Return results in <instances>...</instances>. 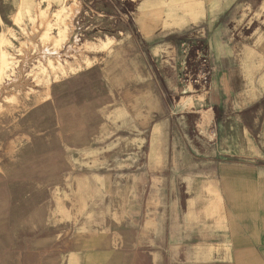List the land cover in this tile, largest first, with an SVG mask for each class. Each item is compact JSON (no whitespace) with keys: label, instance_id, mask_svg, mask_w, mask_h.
<instances>
[{"label":"rangeland","instance_id":"obj_1","mask_svg":"<svg viewBox=\"0 0 264 264\" xmlns=\"http://www.w3.org/2000/svg\"><path fill=\"white\" fill-rule=\"evenodd\" d=\"M254 2L255 10H238L248 0H222L231 7L206 12L187 37L174 39L183 54L175 71L179 94L209 88L212 75L205 86L195 84L191 66L201 49L211 66L208 37L216 28L227 49L244 60L253 50L263 66L264 0ZM174 3L0 0V264H152L143 223L157 207L161 182L184 176L152 164L150 125L139 137L133 117L108 109L104 68L110 56L113 67L142 49L136 36L144 4ZM52 51L61 54L47 57ZM163 57L159 71L167 81L179 57ZM23 62L28 84L16 88ZM196 102L185 115L192 116L189 137L202 136L204 121L216 114Z\"/></svg>","mask_w":264,"mask_h":264},{"label":"crops","instance_id":"obj_2","mask_svg":"<svg viewBox=\"0 0 264 264\" xmlns=\"http://www.w3.org/2000/svg\"><path fill=\"white\" fill-rule=\"evenodd\" d=\"M230 5L222 0L144 4L136 36L142 49L137 45L117 66L111 67L115 56L105 64L108 109L122 112L126 119L133 117L139 137L150 125L146 138L152 143V160L156 154L152 164L184 176L178 180L168 175L161 182L153 200L157 207L152 206L143 223L148 228L141 233L148 235L152 264H264V50L260 67L255 51H248L244 60L227 49L216 28L208 37L209 88L179 94L182 88L175 72L183 54H177L180 43L174 39L187 37L206 12L216 15ZM236 5L238 10L260 6L254 0ZM26 53L22 51V58ZM57 54L61 52L52 51ZM163 55L173 61L179 57L167 81L159 71ZM19 79L16 87L28 84ZM193 99L198 107H214L216 112L214 119L204 121L198 137L185 131Z\"/></svg>","mask_w":264,"mask_h":264},{"label":"built area","instance_id":"obj_3","mask_svg":"<svg viewBox=\"0 0 264 264\" xmlns=\"http://www.w3.org/2000/svg\"><path fill=\"white\" fill-rule=\"evenodd\" d=\"M191 67H193V75H195V79H193V82L201 86H205L206 84H208L211 77L212 68L210 66L208 53L206 52V50L201 49L196 52L195 60L193 62V66ZM184 81L190 83V77L188 76V74H185Z\"/></svg>","mask_w":264,"mask_h":264},{"label":"bare ground","instance_id":"obj_4","mask_svg":"<svg viewBox=\"0 0 264 264\" xmlns=\"http://www.w3.org/2000/svg\"><path fill=\"white\" fill-rule=\"evenodd\" d=\"M48 56H49V57H52L53 55H49V54H48L47 57H48ZM32 59H34V58L31 57V60H32ZM44 59H45V58H44ZM44 59H43V60H44ZM33 61H34V60H33ZM41 61H42V60H41ZM23 64H24V63H22L21 65L23 66ZM21 65H20L19 67H22ZM21 71H22V69H21ZM23 72H24V71H23ZM20 77L22 78L23 76L18 75V77H15L14 80H13V83H12V84H17L18 82H21V79H19ZM26 80H27V79H26ZM18 84H19V83H18ZM21 87H22V86H21ZM16 88H20V87H16ZM0 90H1V89H0Z\"/></svg>","mask_w":264,"mask_h":264}]
</instances>
